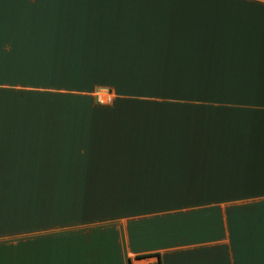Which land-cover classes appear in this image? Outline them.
Instances as JSON below:
<instances>
[{
	"label": "crops",
	"instance_id": "0c3cea01",
	"mask_svg": "<svg viewBox=\"0 0 264 264\" xmlns=\"http://www.w3.org/2000/svg\"><path fill=\"white\" fill-rule=\"evenodd\" d=\"M11 126L0 264H264V0H0Z\"/></svg>",
	"mask_w": 264,
	"mask_h": 264
},
{
	"label": "rangeland",
	"instance_id": "374dc122",
	"mask_svg": "<svg viewBox=\"0 0 264 264\" xmlns=\"http://www.w3.org/2000/svg\"><path fill=\"white\" fill-rule=\"evenodd\" d=\"M177 94H168L166 97L168 101H176ZM165 101V100H164ZM175 113V110H168V114L171 116ZM168 123L170 124V117L168 118ZM10 128V127H9ZM8 141L1 139L0 140V153H21L25 149L22 147L23 141L18 140V136L22 134L20 127H12L8 131ZM40 134H42V128L40 129ZM10 135H14L12 140H10ZM176 150V149H175ZM69 152V151H68ZM41 153H54V150L49 147L48 143H43L41 146ZM64 153V151H62ZM74 153V151L72 152ZM169 153V152H168Z\"/></svg>",
	"mask_w": 264,
	"mask_h": 264
},
{
	"label": "built area",
	"instance_id": "2783aa9c",
	"mask_svg": "<svg viewBox=\"0 0 264 264\" xmlns=\"http://www.w3.org/2000/svg\"><path fill=\"white\" fill-rule=\"evenodd\" d=\"M94 100L99 103H107L111 101L112 95L106 89H98L93 93ZM145 264H157L156 261H148Z\"/></svg>",
	"mask_w": 264,
	"mask_h": 264
}]
</instances>
